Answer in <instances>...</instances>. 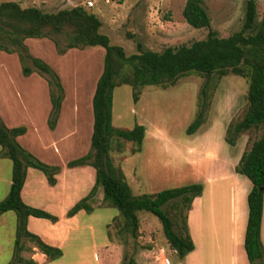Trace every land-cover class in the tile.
Masks as SVG:
<instances>
[{
	"label": "rangeland",
	"instance_id": "rangeland-1",
	"mask_svg": "<svg viewBox=\"0 0 264 264\" xmlns=\"http://www.w3.org/2000/svg\"><path fill=\"white\" fill-rule=\"evenodd\" d=\"M10 1L18 2L24 8L35 6L45 12H58L81 5L101 19V32L109 37L110 43L123 47L130 56L137 52V42H141L145 50L163 52L170 47L190 46L206 39L210 30L216 31L221 38H227L243 28L247 0H204L211 27L202 29H195L186 22L183 10L187 0H0V4ZM89 2L93 3L92 7ZM263 16L264 0H258L257 20L261 21ZM51 38L58 42L61 49L66 47L64 35H53ZM26 44L34 56L45 60L61 78L65 89L61 126L58 131L48 127L52 105L47 79L38 72L24 77L18 56L4 52H0V117L9 128L26 127L27 133L18 137L22 146L43 162L63 166L66 170L62 177L63 185L57 190L48 184L39 170L32 169L33 174L29 176V197L34 204L38 208L48 206L59 212L52 207L56 195L66 193L67 197L74 199L85 192L92 180L91 172H70L71 168L66 163L84 156L91 149L92 99L103 69L105 51L96 46L70 49L60 54L59 47L50 38L28 39ZM248 87L246 79L234 75L224 78L214 75L207 79L203 75L191 74L168 89L145 87L138 101L134 99L131 86L117 87L113 100L114 127L132 130L138 124L146 128L141 152L133 153L135 144L123 140L113 141L110 151L113 162L122 169L134 195H153L187 186L195 180L199 183L193 184H202L204 173L215 169L234 173V166L251 142L263 134V128L252 129L242 134L236 145L227 142L229 125L240 121L247 111ZM203 90L210 104L206 122L190 136L187 130L201 110L205 97ZM59 121L60 118L57 125ZM73 129L77 130V134L61 142L60 138ZM55 141L58 147L47 150L46 146ZM118 143L124 146L122 152L116 150ZM205 148L213 150L218 161L206 160L203 155ZM57 149L60 150L59 157L55 153ZM193 151L195 154H192ZM192 160L196 162L191 163ZM181 171L185 172L179 176ZM240 177L247 179L242 175ZM75 179L79 182L76 183ZM11 184L12 161L4 155L0 146V201L6 198ZM222 188L220 193L224 198L219 210L225 226L220 235L223 245L217 250V256H210V251L206 250V254L199 258L203 264H231L229 229L225 218L231 189L229 185ZM175 202L182 204L181 200ZM93 203L94 210L80 213L68 225L70 229L63 233L51 221H31L29 230L32 233L44 236L46 243L60 246L65 252L64 258L48 261L47 264H158L161 250L173 264H186V258L180 261L177 253L170 248L162 224L153 214L146 211L138 213L140 228L138 237L134 238L123 231L124 220L120 212L103 200L101 189ZM171 205L164 209L172 213ZM183 210L175 219L179 225L183 224L186 213ZM244 210L248 212L247 198ZM4 215L0 216V264H9L14 252L17 215L15 212ZM23 243L25 251L22 255L29 258L34 245L28 240ZM194 257L190 256L187 262L194 259L196 263ZM245 263L250 264L247 256Z\"/></svg>",
	"mask_w": 264,
	"mask_h": 264
},
{
	"label": "trees",
	"instance_id": "trees-1",
	"mask_svg": "<svg viewBox=\"0 0 264 264\" xmlns=\"http://www.w3.org/2000/svg\"><path fill=\"white\" fill-rule=\"evenodd\" d=\"M257 1H246L243 28L227 38L219 37L210 30L206 39L190 46L167 48L163 52L145 50L137 42V52L128 56L123 47L112 45L107 35L101 32L103 22L94 13L79 5L58 12H45L42 9L22 7L18 2L0 4V52L16 54L24 77L38 72L47 79L52 105L48 127L55 130L65 99V89L60 76L45 60L34 56L26 41L28 39L51 38L64 35L67 45L58 48L60 54L70 49H85L100 46L105 50L103 71L97 81L92 100L93 132L90 151L67 163L68 168L91 166L95 169V184L89 194L79 200L66 214L73 218L81 211L92 212L93 202L101 189L103 200L118 209L124 220L123 231L134 238L138 237L140 220L138 213L146 211L158 218L164 235L180 260L195 249L188 229V212L196 197L202 195V184L161 191L157 194L134 195L122 169L113 162L110 151L113 141L133 142V153L142 151L146 128L136 125L132 130L115 128L113 125L114 90L129 85L138 101L142 90L148 86L162 89L174 87L178 80L191 74L203 75L207 79L216 75L224 78L234 75L248 81V107L244 117L232 122L227 129V142L236 145L240 136L252 129L263 128L260 138L251 142L236 166V173L246 177L252 184L247 197L248 222L244 248L250 264H264V246L261 240V227L264 201V16L257 20ZM183 16L195 29L210 28L211 19L204 6V0H187ZM201 110L189 126L187 133L192 136L206 122L209 109L205 90ZM27 133L26 127L9 128L0 117V146L4 155L12 161V184L8 195L0 201V216L8 212L17 215L14 252L9 264H38L31 258L23 257L24 240L44 254L48 261L63 256L62 250L46 243L39 235L28 229L30 217L58 223L60 218L45 210L27 205L22 199L27 171L29 168L41 171L50 186H56L60 166L49 165L18 142V137ZM118 143L116 150L123 151ZM181 200L182 204L176 203ZM172 213L164 209L171 204ZM185 209L186 213L179 225L175 219ZM179 225V226H178ZM178 230H177V228ZM131 264V263H125Z\"/></svg>",
	"mask_w": 264,
	"mask_h": 264
},
{
	"label": "crops",
	"instance_id": "crops-1",
	"mask_svg": "<svg viewBox=\"0 0 264 264\" xmlns=\"http://www.w3.org/2000/svg\"><path fill=\"white\" fill-rule=\"evenodd\" d=\"M27 42V41H26ZM100 47V46H97ZM94 48V47H93ZM102 48V47H101ZM104 49V48H103ZM91 51H96L92 50ZM105 51V50H104ZM100 53V56L102 57V53ZM105 57V56H104ZM103 71V69H102ZM102 73V72H101ZM96 89V88H95ZM95 93V91H94ZM93 100V99H92ZM63 107V106H62ZM50 109V107H49ZM93 111V109H92ZM63 112L64 109H62V114L60 117L59 124L56 127V130L61 126L62 119H63ZM94 122V119H93ZM14 126V125H13ZM54 130V131H56ZM47 131V128H46ZM77 134V130L73 129L71 133L65 134V136L60 138L61 142L70 139L71 137L75 136ZM145 139V138H144ZM58 143L52 142V144L47 145V150H50L51 148L58 147ZM54 145V146H53ZM57 145V146H56ZM53 146V147H52ZM27 149V148H26ZM60 150H56V154L59 157ZM34 154V153H33ZM192 154H195L193 151ZM35 155V154H34ZM86 155V154H85ZM203 155L206 160L215 162L218 161V157H215L213 155V150L210 151L205 148ZM36 156V155H35ZM242 157V156H241ZM241 159V158H240ZM69 162V161H68ZM67 162V163H68ZM196 162L195 160H192L191 163ZM240 162V160H239ZM237 162V165L238 163ZM66 163V164H67ZM65 164V166H66ZM54 166H60L57 164H49ZM234 166L232 172H226L222 169H215V171H210L208 173H204V178L201 181L202 185L204 187L203 193L201 196L196 197L192 203V206L188 212V229L189 234L194 242L195 249L192 253L186 256V264H203V261L199 258H202L206 254V250H209L211 255L210 256H217L216 252L218 249L222 247L220 235L222 229L225 228L224 221L221 222V212L219 208H221L224 195L220 193V190L223 189L222 187L224 185H229L231 189V193L228 196L227 201V216L226 218V226L228 225L229 229V240L230 248H231V264H246V251L244 249V240H245V234H246V228H247V222H248V212L245 213V200L248 197V194L252 188V184L248 179H244L240 177L239 174L236 173L235 169L236 166ZM61 167V172L57 176V184L56 186H53L55 190L60 189L63 185L62 177L66 170H63V166ZM193 167H196V165H193ZM79 171L78 173H81L83 171L91 172L92 173V180L90 181V184H88L86 190L84 193H87L89 189H92L95 184V178H94V172L95 169L91 166H82V167H76L71 168L70 172ZM185 171L179 172V176H182ZM33 174L32 168H29L27 171V178L24 185V188L22 190V199L23 201L29 205L35 208H38L36 204H34V200L29 197V176ZM96 177V172H95ZM202 179V178H201ZM196 181V180H195ZM193 183H199L197 182ZM45 182V180H44ZM75 182H79L78 179H75ZM46 183V182H45ZM188 185H191L188 184ZM84 193L80 196H76L74 199L71 197H67L66 193L56 195L54 198V205L52 206L54 209H58L59 212H56L52 210L51 208H48V206H40L42 210H49L50 213L59 217L60 221L58 223H55L54 225L59 226L58 228L63 233L66 230H69L70 227L68 226L71 224L79 215L80 213L84 212L81 211L79 214H77L73 218H67L66 214L67 212L84 196ZM206 194H209L206 196ZM8 195V194H7ZM206 196V197H205ZM205 198V199H204ZM46 210V211H47ZM47 211V212H49ZM6 214V213H5ZM5 216V215H3ZM223 219V216H222ZM32 220H45V219H38L34 217H30L28 220V229ZM48 221V220H47ZM30 231V230H29ZM31 232V231H30ZM39 233L38 231H35ZM43 239L44 236L40 235ZM44 240V239H43ZM261 240L262 244L264 246V201H263V215H262V227H261ZM45 241V240H44ZM46 242V241H45ZM51 245V244H50ZM53 245V244H52ZM54 246V245H53ZM60 248V246H57ZM61 249V248H60ZM62 250V249H61ZM32 253L29 258L33 259L38 264H47L48 259L47 257L39 252L36 248L32 247ZM63 256L61 258L65 257V252L62 250ZM203 255V256H202ZM190 256H195L196 263L194 262V259L192 262H187V260L190 258ZM182 261V260H180ZM181 264V263H179ZM184 264V263H183Z\"/></svg>",
	"mask_w": 264,
	"mask_h": 264
},
{
	"label": "built area",
	"instance_id": "built-area-1",
	"mask_svg": "<svg viewBox=\"0 0 264 264\" xmlns=\"http://www.w3.org/2000/svg\"><path fill=\"white\" fill-rule=\"evenodd\" d=\"M89 6H93L92 2L88 3ZM158 264H173L171 260L166 256L165 251L161 250V256L157 259Z\"/></svg>",
	"mask_w": 264,
	"mask_h": 264
}]
</instances>
